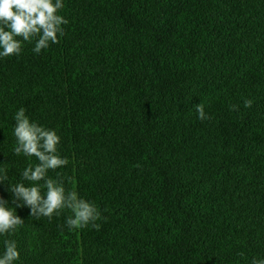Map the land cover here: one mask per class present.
I'll list each match as a JSON object with an SVG mask.
<instances>
[{"label": "trees", "instance_id": "obj_1", "mask_svg": "<svg viewBox=\"0 0 264 264\" xmlns=\"http://www.w3.org/2000/svg\"><path fill=\"white\" fill-rule=\"evenodd\" d=\"M60 14L59 43L0 59V198L14 207L8 184L37 163L12 152L24 107L61 138L68 164L49 177L101 227L16 208L24 224L0 255L12 239L15 264L264 259V0H64Z\"/></svg>", "mask_w": 264, "mask_h": 264}, {"label": "clouds", "instance_id": "obj_2", "mask_svg": "<svg viewBox=\"0 0 264 264\" xmlns=\"http://www.w3.org/2000/svg\"><path fill=\"white\" fill-rule=\"evenodd\" d=\"M63 8L64 0H0V59L19 56L25 43H34L32 51L35 54H40L50 44L59 43L60 37L66 34L63 26L69 23L60 14ZM243 103L245 108H251L253 100L245 99ZM194 107L199 120L210 119L204 103ZM238 110L239 105H230V111ZM13 120L15 144L12 152L16 156L35 157L37 163H28L21 172L20 181L8 184L14 207L0 198V236L14 233L23 226L24 220L16 212V208L23 207L30 209V217L49 220L67 210L71 213L65 220L69 231L89 225L99 230L101 225L96 221L102 217L97 206L74 190L66 191L60 180L48 175L49 171L68 164L67 158L58 152L61 138L57 132L31 121L24 107L14 113ZM7 180V169L0 167V183ZM19 259L16 241L5 239L0 264H15ZM251 264H264V259L254 258Z\"/></svg>", "mask_w": 264, "mask_h": 264}]
</instances>
